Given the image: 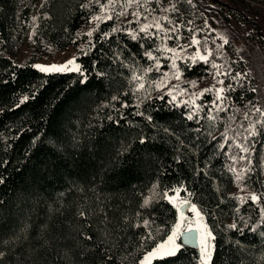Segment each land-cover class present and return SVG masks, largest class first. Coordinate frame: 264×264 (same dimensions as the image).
Here are the masks:
<instances>
[{
    "label": "trees",
    "instance_id": "trees-1",
    "mask_svg": "<svg viewBox=\"0 0 264 264\" xmlns=\"http://www.w3.org/2000/svg\"><path fill=\"white\" fill-rule=\"evenodd\" d=\"M102 4L0 0V264H138L177 222L164 195L174 188L214 237L211 264H264V179L256 158L264 127L243 171L238 149L224 138L245 130L239 111L253 93L229 92L235 111L214 116L192 112L167 91L134 89L133 66L146 63L140 37L127 36L115 16L90 37L81 33ZM28 31L31 50L16 62ZM80 44L79 72L33 65ZM179 67V86L207 73L204 62ZM199 255L184 246L152 264H198Z\"/></svg>",
    "mask_w": 264,
    "mask_h": 264
},
{
    "label": "rangeland",
    "instance_id": "rangeland-1",
    "mask_svg": "<svg viewBox=\"0 0 264 264\" xmlns=\"http://www.w3.org/2000/svg\"><path fill=\"white\" fill-rule=\"evenodd\" d=\"M104 5L106 7H102ZM96 16L101 19H93ZM109 16L116 17L118 27L126 26L123 32L127 36L133 39L134 34L144 44L146 63L140 68L137 62V66L132 69L131 82L134 89L143 83L149 93L154 90L171 92L174 100L186 104L192 112L205 110L214 116L227 110L235 111L233 108L237 107L234 104L236 101L229 102V92L243 90L242 92L253 93L251 99L245 101L246 110L239 111L242 120L247 122L246 125L244 123L245 130L236 132V137L227 134L224 136L244 155L241 160L249 163L255 143L253 132L264 127V116L261 115L264 112V0H112L111 3L104 0V4L91 16L81 33L88 36L87 33L108 20ZM157 24L160 25L159 28L156 27ZM144 25H149L147 32L140 30ZM29 32L14 56L16 62H21L31 50L28 43ZM193 40L199 43L193 44ZM81 46L84 44L47 52L42 57H36L33 65H64L76 57ZM169 48L175 49V52L167 51ZM147 53H151L155 59H149ZM200 56H206L207 62L199 59ZM173 61L175 67L172 66ZM196 62L207 64L203 80L195 82L194 86L193 82L179 86L182 71L179 64L189 70ZM75 63L78 65L76 60ZM214 64L217 67H213ZM148 72H152L153 78L149 77ZM165 73L168 74L166 77ZM177 74L179 79L175 78ZM161 81L164 83L158 88ZM205 89L211 91L204 92ZM221 89L222 92L218 91ZM201 92L204 93L202 96ZM217 95L221 99H217ZM234 117L232 114L231 119ZM256 158L261 162L264 179V143ZM242 169L240 168L241 171ZM174 189L171 193L165 192L168 197H174L177 204L181 200L189 201L182 189L178 197ZM237 197L241 199L243 192L238 191ZM192 220H195L194 212ZM192 227H196L195 223ZM151 250L142 256L138 264ZM198 250L200 254V249ZM198 264H201L200 255Z\"/></svg>",
    "mask_w": 264,
    "mask_h": 264
},
{
    "label": "snow or ice",
    "instance_id": "snow-or-ice-1",
    "mask_svg": "<svg viewBox=\"0 0 264 264\" xmlns=\"http://www.w3.org/2000/svg\"><path fill=\"white\" fill-rule=\"evenodd\" d=\"M98 3L99 0H96ZM112 0H109V3H111ZM138 2V0H137ZM83 7H87V5H83ZM106 7V5L102 6ZM112 17L109 16L108 19H111ZM95 20H100L101 17L96 16L93 17ZM157 28L160 27L159 24L156 25ZM149 28V25H144L140 30L143 32H147ZM115 31V29H113ZM88 36L92 35V32L87 33ZM133 39L136 38L134 34ZM227 43V40L224 41ZM193 44H198L199 41L193 40ZM169 52H175V49H167ZM147 56L149 59H155V57L152 56L151 53H147ZM199 59L204 60L207 62V57L206 56H200ZM76 58L73 57L72 59L68 60L64 65H50V66H42V65H34V67L38 68L41 72H50V71H56V72H61V71H80V66L75 63ZM72 65L73 67H69ZM173 67H175V61H173L172 64ZM213 67H217L215 64ZM159 69V64L157 63V70ZM151 69H149L150 71ZM165 77L168 75L167 73L164 74ZM176 79H179V74L175 76ZM87 79V77H85ZM134 79H140L139 77H134ZM163 81H161L160 84L157 85V87H161L163 85ZM195 85V82H193V86ZM139 88L143 89L144 84L140 83ZM211 89H205L204 92H210ZM220 92L223 91V89L218 90ZM254 91V89H253ZM204 93L201 92L200 95L202 96ZM169 95H171V92H169ZM25 100L28 99V97L24 98ZM175 99V97H173ZM217 99H221L219 95H217ZM23 102V101H22ZM256 111L260 112V109H256ZM262 116H264V112L261 113ZM193 116L190 114L188 116V119H192ZM253 134H255L253 132ZM144 141H141L143 143ZM246 151V149H245ZM2 182V181H0ZM174 191L177 193V197L179 196V192L181 189H174ZM165 197L168 199L169 203H172L173 206L176 208L177 212H179V218L177 222L172 226L170 230V234L166 236L165 239H163L161 242L157 243L154 248H152L151 251H149L141 260L140 264H152V261L155 259H163L165 257H177L178 254L181 252V250L184 247V244L187 243L189 239L192 238L191 234L193 233L194 229L192 227L193 223H195V232L198 233V240H199V249H200V260L201 264H211V259H212V249L213 246L209 243L211 239H214L212 236L211 231H209L207 224L204 223V218L201 215V212L196 209V206L194 204L190 205V201L188 200H181L179 204L175 202L174 197H168L167 193L164 194ZM242 199V198H241ZM251 200L257 201L259 197H257L255 194L251 195L250 197ZM150 203V198H146L143 202L142 207L147 206ZM185 205H190V211L195 213V220H191L188 217L184 215V212L181 210L183 206ZM79 215L81 217L85 216L84 212H80ZM149 221L144 220L143 221V226L148 227ZM136 227H140V225H136ZM232 228H235L236 225H232ZM93 237L91 235L85 236V239L91 240ZM149 238H151V234H149ZM177 241H181L180 243H177ZM3 253H0V256H2ZM111 259V257H109Z\"/></svg>",
    "mask_w": 264,
    "mask_h": 264
},
{
    "label": "water",
    "instance_id": "water-1",
    "mask_svg": "<svg viewBox=\"0 0 264 264\" xmlns=\"http://www.w3.org/2000/svg\"><path fill=\"white\" fill-rule=\"evenodd\" d=\"M192 204V202H190V205ZM190 205H185L183 206V208L181 209L184 212V215L186 217H188L189 219L192 217L193 212L190 211ZM194 231L191 234L192 238L189 239L187 241V243L184 244V246L190 247V248H197L198 247V243H197V238H198V233L195 232V228H193ZM181 242V241H180Z\"/></svg>",
    "mask_w": 264,
    "mask_h": 264
}]
</instances>
